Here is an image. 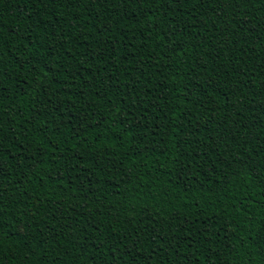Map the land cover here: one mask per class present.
Masks as SVG:
<instances>
[{"label":"trees","instance_id":"1","mask_svg":"<svg viewBox=\"0 0 264 264\" xmlns=\"http://www.w3.org/2000/svg\"><path fill=\"white\" fill-rule=\"evenodd\" d=\"M262 177L264 0H0V264H264Z\"/></svg>","mask_w":264,"mask_h":264},{"label":"snow or ice","instance_id":"2","mask_svg":"<svg viewBox=\"0 0 264 264\" xmlns=\"http://www.w3.org/2000/svg\"><path fill=\"white\" fill-rule=\"evenodd\" d=\"M54 2H55V0H49V3H54ZM96 2L98 4H100L101 6H106L107 4L111 3V0H96ZM33 55H35V54H33ZM24 59L27 60L28 57H25ZM262 179H264V177H262ZM262 254H264V253H262Z\"/></svg>","mask_w":264,"mask_h":264}]
</instances>
